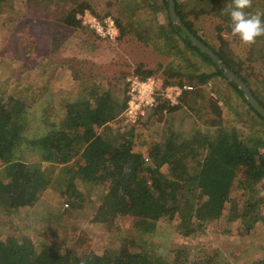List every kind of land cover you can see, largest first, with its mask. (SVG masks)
I'll list each match as a JSON object with an SVG mask.
<instances>
[{
    "label": "trees",
    "instance_id": "obj_1",
    "mask_svg": "<svg viewBox=\"0 0 264 264\" xmlns=\"http://www.w3.org/2000/svg\"><path fill=\"white\" fill-rule=\"evenodd\" d=\"M132 1L141 7L114 15L118 38L123 41L134 34L141 44L170 58L164 67L167 77L158 89L180 85L179 103L159 97V106L141 118L162 121L160 137L145 154L133 147V125L121 129L114 124L122 120L127 106L129 84L124 74L105 79L81 76L73 69V87L57 88L52 83L59 76L53 72L54 60L45 59L38 67L28 66L26 76L8 79V86L0 88V213L11 217L0 219V264H233L234 258L221 249L193 261L182 259L187 247L179 248L176 257L168 259L153 249L151 237L162 220L177 224L192 241L225 219L239 222L242 236L264 226V117L214 59L173 23L167 0H129V4ZM175 3L187 28L249 84L264 106V75L253 66L259 58L255 53H262L264 35L251 43L250 55L243 59L224 37V31L231 34L230 19L223 12L230 0ZM86 8L91 6L85 0H0V28L10 34L4 17L22 11L40 13L44 19L58 11L55 19L80 28L77 14ZM246 11L264 12V0H250ZM158 13L165 15L164 21ZM207 17L218 20L217 39L198 25ZM22 44L31 47L32 38L25 34ZM33 73L39 74L37 79ZM154 73L140 63L133 75L146 79ZM186 117L191 121L186 123ZM37 155L40 159H30ZM45 162L49 165L44 167ZM69 172L89 184L106 183L97 209L88 208L83 189L74 177L68 179ZM58 174L66 207L61 200L44 197ZM43 202L46 212L58 214L61 221L91 217L101 221L108 215L130 214L132 238L121 250L101 252L62 243L60 238L40 241L15 220L26 219L25 226H31ZM54 227L57 238L63 225ZM246 264H264V259Z\"/></svg>",
    "mask_w": 264,
    "mask_h": 264
},
{
    "label": "rangeland",
    "instance_id": "obj_2",
    "mask_svg": "<svg viewBox=\"0 0 264 264\" xmlns=\"http://www.w3.org/2000/svg\"><path fill=\"white\" fill-rule=\"evenodd\" d=\"M85 1L91 6V8L86 9L99 18L110 15L105 14L108 10L114 13L113 17L115 18L121 11L131 12L128 11L130 7L135 10L141 5L140 2L135 3L134 1L129 4V0ZM110 3H114V5L111 6ZM57 16H60L58 11H55L53 17L47 19H44V15L40 13L37 15L33 11H30L29 14L26 11L7 13L3 21L9 25L10 34H6L7 30L0 28V88L8 86L6 85L9 83L7 82L8 79L13 81L15 77L26 76L28 74L27 70H29L28 66L38 67L45 59L54 60L53 72H55V77L56 72H58L59 76L52 83L57 88L70 89L73 87L75 81L72 80L73 69H76L78 73L80 72L81 76L91 75L92 77L99 76L105 79L112 77L114 74H124L127 81L128 77L133 75L136 67L141 63L145 68L156 71L153 75L159 84L163 82L164 77H167L164 67L170 61V58L164 56L156 49L141 44L136 35L128 36L123 41H120L118 37L115 41H111L100 37L91 28L83 24L80 28L67 26L55 19ZM158 16L160 21L165 20V15L162 13H158ZM147 19L145 18V21ZM217 23V19L207 17L202 19L198 25H200L204 34L217 39ZM25 34L32 38L31 47L22 44ZM224 37L229 42L230 48L239 57L243 59L249 57L251 44L242 43L239 38L233 37L226 31H224ZM255 56L259 57L255 59L253 64L255 72H260L264 75V47L262 53L257 52ZM38 76L39 74L37 73L32 74L35 79ZM38 82L41 85L44 84L42 79L37 80ZM181 118H183V113H181ZM118 120L114 124L121 129H126L128 123L120 120V118ZM144 120L140 119L136 125H133V147L135 150H142L147 154L148 147L160 137L162 121L156 120V117ZM190 121L186 117L185 122L188 123ZM32 127L29 131H32ZM30 159H40V156H32ZM48 165V162L44 163V167ZM57 173H60V170ZM59 177L60 174H58L44 196L48 201L56 202L61 200L64 202V197L60 195L62 189L60 186L62 184ZM73 177L78 187L83 189L88 208L91 210L97 209L103 200H100V198L106 190V183L102 186L89 184L88 181L83 182L79 176L75 177L74 173L69 172L68 179ZM85 184H88V186H85ZM44 203L37 209V213L41 214L32 216L33 222L31 226H25L26 219L19 220L16 219L17 217L12 216L16 219L15 222L19 226L25 227L29 235L40 241L48 242L49 239L58 241L57 239L60 238L62 243L67 242L85 250L94 249L101 252L104 248L121 250L126 240L132 238L133 233L130 224L133 219L130 214L117 215L114 218L108 215L101 221L92 220L94 219L92 217L88 221H78L77 218L62 219L61 221L57 216L58 214L53 213L50 216L46 212L48 209L46 210V204ZM66 206L67 203L64 202V207ZM45 213L47 214L45 215ZM36 216L39 218H36ZM7 217L11 216L0 213L1 220H5ZM62 225L63 228H60L59 237L56 238L55 236L54 238V234L57 232L54 226L60 227ZM176 226L177 224L175 223L170 224L166 220H162L160 221L159 230L151 237L153 249L158 253H162L168 259L176 257V249L181 248L183 251L186 247L188 253L183 252L185 254L182 256L183 260L189 257L194 261L207 252L212 253L216 249H221L230 257H233V264H246L264 259L263 225L256 226L255 232L242 236L239 232V222H229V220L225 219L222 222L213 223L207 228V233H201L194 241L189 237L183 236ZM53 230L55 231L53 232ZM37 239L35 240L36 242L39 241Z\"/></svg>",
    "mask_w": 264,
    "mask_h": 264
},
{
    "label": "built area",
    "instance_id": "obj_3",
    "mask_svg": "<svg viewBox=\"0 0 264 264\" xmlns=\"http://www.w3.org/2000/svg\"><path fill=\"white\" fill-rule=\"evenodd\" d=\"M82 24L91 28L97 35L111 41H115L119 35L116 19L112 15L99 18L86 9L77 15ZM127 106L121 114L122 120L130 125H136L147 114L149 108H157L160 99L169 101L170 104H178L183 88L178 84L167 85L162 91L158 89V81L155 76L142 79L137 75L128 77ZM186 87V86H185ZM190 88V86H187Z\"/></svg>",
    "mask_w": 264,
    "mask_h": 264
},
{
    "label": "clouds",
    "instance_id": "obj_4",
    "mask_svg": "<svg viewBox=\"0 0 264 264\" xmlns=\"http://www.w3.org/2000/svg\"><path fill=\"white\" fill-rule=\"evenodd\" d=\"M249 7L250 0H230L223 8L231 22V34L245 44H251L264 35V12L246 11Z\"/></svg>",
    "mask_w": 264,
    "mask_h": 264
},
{
    "label": "water",
    "instance_id": "obj_5",
    "mask_svg": "<svg viewBox=\"0 0 264 264\" xmlns=\"http://www.w3.org/2000/svg\"><path fill=\"white\" fill-rule=\"evenodd\" d=\"M168 5H169V12L171 15V19L173 23L179 24L184 33V36H187L190 38V40L196 45L197 47L200 48V50L204 53L209 54L214 61L219 65L224 70V74L228 79H231L235 81L239 88L242 89L248 99V102L251 104V106L264 117V106L262 103L255 97V95L252 92L251 87L249 84L241 78L239 75H237L233 70H231L220 58L219 56L205 43H203L199 38H197L188 28L187 26L183 23V21L180 19L176 12V3L175 0H167Z\"/></svg>",
    "mask_w": 264,
    "mask_h": 264
}]
</instances>
